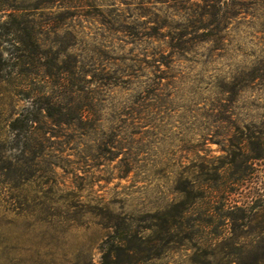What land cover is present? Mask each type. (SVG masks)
<instances>
[{"label":"rangeland","instance_id":"374dc122","mask_svg":"<svg viewBox=\"0 0 264 264\" xmlns=\"http://www.w3.org/2000/svg\"><path fill=\"white\" fill-rule=\"evenodd\" d=\"M210 1L0 0V24L17 11L52 46L41 63L59 56L31 99L0 81V264H101L109 245L115 264H264L263 21H213ZM42 94L91 120L42 129L35 159L8 124ZM182 192L213 217L169 241L148 214Z\"/></svg>","mask_w":264,"mask_h":264},{"label":"trees","instance_id":"16d2710c","mask_svg":"<svg viewBox=\"0 0 264 264\" xmlns=\"http://www.w3.org/2000/svg\"><path fill=\"white\" fill-rule=\"evenodd\" d=\"M210 2H212V0ZM206 15L212 17L213 21L219 18L221 21L223 20L225 24H229L234 18L245 17L247 15L252 18L258 17L263 21L261 29L264 32V0H223L220 1V5L211 3V5L208 6ZM7 17V21L0 24V81L3 82L12 93L18 94L22 92L28 96V99H31L32 97L29 96V94L34 90L32 89L30 80L31 76L37 75V71L41 67L45 69L41 77L51 78L54 75V73H52V68L55 66L54 63L59 60V56H52L50 64L46 63V65H44V63H41L45 59H49L52 46L43 49L34 29V23L25 17V15L14 11L9 13ZM7 23L9 25L8 28H4ZM4 43H7L9 46L8 58L3 57L4 49L2 45ZM62 74L64 75V80L67 82L71 71L64 69ZM44 94L38 97L40 100H44L43 107L34 106V101L31 100V103L26 107V114L24 117L22 119L15 118L8 124L14 146L17 148L22 146V155L26 154L29 148L32 147L33 151L29 152L35 159L39 157V153L35 147H42L44 141L47 140L42 137V129L48 128V125L69 126L74 124V120L80 123H86L91 120V116L89 115L91 105L90 102L86 101L87 99H84L79 114L77 116H72L68 112H63V109L67 108V105L62 104L58 99L46 98ZM41 112L44 113V115L41 116L43 121H40L38 117ZM261 125L264 129V120L261 122ZM255 141L258 149L249 159L253 161L263 160L264 133L255 138ZM226 165L228 168H232V166H234V160L231 159ZM190 197L191 194L182 192L183 200L173 203L162 211L148 214L152 222H160L161 225H163L164 235H166L169 241L172 238V232L176 226V222L190 221L195 225L213 217L212 214L207 213L208 211L200 212L196 210L194 208V199L197 197L194 196L192 201ZM132 236H134V234L131 228H125L120 233H117V237L122 243H128ZM134 249L135 248H133L132 251ZM118 251L124 250L120 247L113 248L112 245H109L108 248L104 250L101 264H115L111 262V258L113 254ZM125 251H129V249H125ZM132 257H134V255L128 256V258L124 260V263L129 264L134 260Z\"/></svg>","mask_w":264,"mask_h":264}]
</instances>
